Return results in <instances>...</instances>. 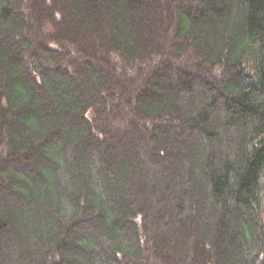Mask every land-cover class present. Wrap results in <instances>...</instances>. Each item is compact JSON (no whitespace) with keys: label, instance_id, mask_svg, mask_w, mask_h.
I'll use <instances>...</instances> for the list:
<instances>
[{"label":"trees","instance_id":"obj_1","mask_svg":"<svg viewBox=\"0 0 264 264\" xmlns=\"http://www.w3.org/2000/svg\"><path fill=\"white\" fill-rule=\"evenodd\" d=\"M0 264H264V0H0Z\"/></svg>","mask_w":264,"mask_h":264},{"label":"rangeland","instance_id":"obj_2","mask_svg":"<svg viewBox=\"0 0 264 264\" xmlns=\"http://www.w3.org/2000/svg\"><path fill=\"white\" fill-rule=\"evenodd\" d=\"M189 78H190V80L193 82V83H197L199 80H197L194 76H193V74H191V75H189ZM206 87L207 88H209V89H211V84H207L206 85ZM212 91V90H211ZM121 123V124H120ZM120 123H116V124H114L117 128H122V126H125L124 125V123L123 122H120ZM126 128H128V127H126ZM129 128L128 129H124V128H122L121 129V135L125 138V141L126 142H130L131 141V139H130V136H129ZM173 131H175V130H173ZM169 138H172V134L171 133H169ZM143 145H144V147H145V149L147 150V151H150L151 152V147H149V145L147 144V143H145V142H141ZM152 151H154L155 153H157V154H161V151L159 152V149H154V150H152ZM150 159H151V161L152 160H155V157H154V155H151L150 154Z\"/></svg>","mask_w":264,"mask_h":264}]
</instances>
